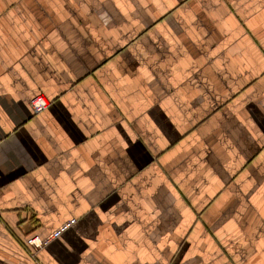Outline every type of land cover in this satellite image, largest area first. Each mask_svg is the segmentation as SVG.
Instances as JSON below:
<instances>
[{
  "label": "crops",
  "instance_id": "1",
  "mask_svg": "<svg viewBox=\"0 0 264 264\" xmlns=\"http://www.w3.org/2000/svg\"><path fill=\"white\" fill-rule=\"evenodd\" d=\"M0 264H264V0H0Z\"/></svg>",
  "mask_w": 264,
  "mask_h": 264
},
{
  "label": "built area",
  "instance_id": "2",
  "mask_svg": "<svg viewBox=\"0 0 264 264\" xmlns=\"http://www.w3.org/2000/svg\"><path fill=\"white\" fill-rule=\"evenodd\" d=\"M49 99L44 95H38L30 102V108L33 112H38L46 109L49 105ZM76 222L75 218L65 221L51 234L42 237L38 234L33 235L27 239V244L32 246L34 249L38 250L50 244V242L58 238L64 231L69 229Z\"/></svg>",
  "mask_w": 264,
  "mask_h": 264
}]
</instances>
